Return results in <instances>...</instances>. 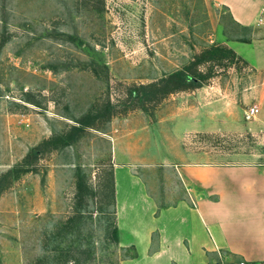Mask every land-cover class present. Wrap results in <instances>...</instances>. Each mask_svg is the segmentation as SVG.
Here are the masks:
<instances>
[{
    "label": "rangeland",
    "instance_id": "1",
    "mask_svg": "<svg viewBox=\"0 0 264 264\" xmlns=\"http://www.w3.org/2000/svg\"><path fill=\"white\" fill-rule=\"evenodd\" d=\"M240 34L210 0H0V264L135 255L112 233V134L133 130L147 159L176 157L175 129L198 161L264 164V87L227 44ZM178 69L202 84L180 88Z\"/></svg>",
    "mask_w": 264,
    "mask_h": 264
},
{
    "label": "crops",
    "instance_id": "2",
    "mask_svg": "<svg viewBox=\"0 0 264 264\" xmlns=\"http://www.w3.org/2000/svg\"><path fill=\"white\" fill-rule=\"evenodd\" d=\"M210 1L226 7L241 32L227 44L264 87V0ZM173 130L161 131V138L176 157L163 160L137 154L130 128L112 134L115 222L120 241L135 250L126 263L198 264L215 259L218 249L264 261V164L198 161ZM154 132L150 127L141 138ZM157 163L164 170L136 169Z\"/></svg>",
    "mask_w": 264,
    "mask_h": 264
},
{
    "label": "trees",
    "instance_id": "3",
    "mask_svg": "<svg viewBox=\"0 0 264 264\" xmlns=\"http://www.w3.org/2000/svg\"><path fill=\"white\" fill-rule=\"evenodd\" d=\"M170 81H174L175 83H177V85H179L180 88H191L194 86L201 85L203 78L198 75L191 74L184 69H178L170 74ZM45 142L46 143L53 142L52 147L57 148L59 143L62 142V139L58 140V136H52L51 138L44 140L43 143ZM41 146L42 143L34 146L31 149V152L26 156V158L31 156V154L35 155V153L37 152L38 149L41 148ZM76 187L78 188V194H81L82 189L85 187V184L84 182L78 180L76 183ZM112 233L114 235V238L118 239V227L116 225L112 228Z\"/></svg>",
    "mask_w": 264,
    "mask_h": 264
},
{
    "label": "built area",
    "instance_id": "4",
    "mask_svg": "<svg viewBox=\"0 0 264 264\" xmlns=\"http://www.w3.org/2000/svg\"><path fill=\"white\" fill-rule=\"evenodd\" d=\"M264 8H262V12ZM261 19H264V14L261 15ZM259 111V107L257 105L250 106L246 111V117H250L255 115ZM198 264H264L263 260H254L244 257H239L236 259L228 257L224 252L217 250V257L213 260L202 262Z\"/></svg>",
    "mask_w": 264,
    "mask_h": 264
}]
</instances>
